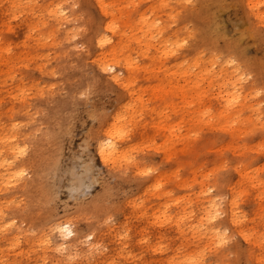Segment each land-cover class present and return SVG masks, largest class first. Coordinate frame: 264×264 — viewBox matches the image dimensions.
Returning a JSON list of instances; mask_svg holds the SVG:
<instances>
[{
	"label": "bare ground",
	"instance_id": "6f19581e",
	"mask_svg": "<svg viewBox=\"0 0 264 264\" xmlns=\"http://www.w3.org/2000/svg\"><path fill=\"white\" fill-rule=\"evenodd\" d=\"M167 1L168 2L159 1L156 3L154 0V5L151 4L149 10L150 13L153 11L155 19L153 18V20H151L152 18L150 19L149 14L145 12L148 11V9H137L138 6L135 4V0H0V88L7 87V90L8 87L11 88L5 92L0 89V108L2 102L5 104V107H2V112H0V137L6 140L8 145L15 143L20 147H26L25 155L18 159H14V153L11 151L10 147L7 145H0V194L2 192L5 195L4 198L0 197V211L3 212V215H0V227H2L3 224L8 223L10 220H15L16 222L15 226L8 229V231L4 233H0V235L4 239L7 238L6 241L8 244L17 236H19L20 240L24 239L27 243L31 244L33 241L37 240H34V235L32 234L33 231L36 228L41 229L48 227L50 232L47 236L51 243L47 251H42L43 253L39 258L41 263L39 261H34L36 262L35 264H69V262L75 258L80 259L81 264H86L84 261L86 260L87 255L92 254L96 256L98 249L94 247V245L101 244L102 236L109 235L112 233V231H114V227L112 226V228L107 227L105 232H99L96 228L98 225L100 226L101 221L98 220L99 218H97L92 222L94 225L92 232L84 235L87 232V228L84 230H75L73 228L75 223L74 220L62 219L58 211L51 209L49 206V204L52 203L50 201L55 198L53 197L52 193V184L54 179L53 176L55 174L54 171L59 165V151L61 148L60 136L66 125L70 104L76 100L77 96L80 95V93H83V91L93 93L94 90L100 86V84H108V82H113L109 74L102 73L99 70V66L92 62L98 55L103 54L108 57L114 55L118 60H120V63L116 65V70L121 72L125 79L131 76L135 80L134 90L136 96L142 97V100L146 101L145 106L150 108L151 111L149 110L144 112L143 108L141 109V101L136 100L135 96L129 95L128 90L117 85L121 90V94L118 97H120V100H122V105H120L121 103L119 104L120 106L116 109L111 121H108V124L100 132L98 136L97 151L101 141L107 140L109 138L106 133L116 122V116L122 111L123 105L135 100L137 104V112L135 115L129 113L126 117V121H131V126L133 123L140 124L143 133H147L149 130H158L168 142V150H171L170 154H174V159L177 160L178 164L183 163L184 160H186L187 155L192 154V152L188 149L189 146L195 147V144L193 145L191 142L192 144H189L186 147L187 139L191 138L187 135L192 132L194 127L189 129L188 123H186L184 126L182 125L186 122L187 118H198V114L193 110V107L199 106L200 108L202 105H204V103L207 102L206 99L208 98V95L206 89L191 91L193 88H199V84L202 82H222V86L225 87L222 92L220 91V96H218L219 105L216 106L214 102V106L216 109L219 107V109L216 111L218 116H216V118L218 119L217 122L219 125L217 126L219 128L217 126L216 127L221 129L224 134L228 135V148H233V140L245 132L244 128H247L245 127V123L251 122L253 125L254 123H259V115L254 110V106L252 107V102L250 104L251 99L255 97L256 91L251 89L252 86H250V84L245 83H250L248 76L251 69L249 65L246 64L243 68L239 61L237 63L234 61L235 59H230L224 55H217V53L222 50L220 47H218L219 44L226 45V42L223 41L224 38L222 39L223 36L221 37V34H219L220 36H213L214 34H210L206 28L202 29V27H200V30L198 29L199 31L196 34L195 40L191 37L193 35L189 31L191 29L190 25H194L198 19L200 20L202 18L204 15L205 2L207 0ZM245 1L246 2L243 3H246L245 15L247 18H253L254 26L264 25V23H261V21L257 18V13L264 12V10H261L260 8L254 11L253 9L249 8L250 3L253 2L260 4L264 2V0ZM72 2H78L82 5L81 8L72 9L68 13L70 16L76 17V19L68 23H64V25L61 26L60 23H58L54 18H48L45 15L44 19L46 22H41L40 13L45 12L47 8L52 7L55 4L63 3L65 9H69L70 3ZM148 2L149 0L146 3L148 4ZM100 3L106 5H115L116 7L114 9L109 8L108 15L104 16L103 11L98 7V4ZM165 4H167L168 7H162V5ZM129 5H131V7H129ZM173 17L175 18L173 19ZM112 21H115L117 25L115 32H112L107 28V24ZM103 24H105V34L108 36L109 40H113V44L111 46L106 44L104 45L105 49H100L99 44L96 46L95 40L100 35V31L103 30ZM33 27L36 28L35 31H32ZM73 28H81L84 29V31L77 33L79 39L76 41H69L66 37L69 31ZM194 30H196V27ZM214 31L216 33V30ZM50 33L52 34V39L47 40L46 38ZM257 39L258 41L260 40L259 37ZM183 40H186V43L182 48L177 49L173 47V45L178 44ZM78 44L83 45L81 50L77 49L76 45ZM201 44H207V46L210 47V50L212 51L210 52L212 54L206 55L200 48ZM8 49L11 51H7ZM154 50H156V55L153 54L152 57L151 54ZM223 51L233 54V52L229 50L224 49ZM37 52H40L39 55L42 57V63L40 65L45 70L44 72L46 75H51L50 73L53 70L57 71V73L61 72L62 74V71L68 74L71 72L72 73L67 77L62 75L64 79L61 82H68V87L66 84H64L57 91H54V93H52V91L48 93V95L40 96L34 94L41 101V109L35 112L39 116V119H32L30 117L33 114H30L29 106L27 105L29 102L26 104L27 96H25L23 99L13 98L17 96L23 87H26L24 85L21 88L24 78L20 82L16 81L15 67L18 65V63H21L22 56L25 55L24 57H27L29 61H31L30 58L35 59L34 56H36ZM172 52H175V54L173 55ZM128 57H131L137 61L139 65L138 71L129 73V70L125 66V60ZM64 58H67V60L68 58L74 60L76 62H73L75 67L73 68L68 66L65 63ZM155 58L159 61V63H161L160 66L158 65L159 67L157 66V69L159 70L156 68L152 69L153 67L151 68L150 66L152 63L150 61H155ZM167 59H170L172 64L174 63L172 68L170 66L166 67L164 60ZM229 61L232 63H229ZM57 62L62 63L59 66ZM53 63L56 65L55 69L52 68ZM21 65L23 66V64ZM234 71H236V76L242 75L245 77V79L240 82L238 88L239 93H237V95L241 97V99L229 106V101L232 99V94L234 92V89L230 84V80L235 79V77L232 76ZM54 76L55 75H52V77ZM32 82L33 80H31V83ZM144 82H158L159 84L160 82H166V86L164 89H162V87L160 91H155L154 89L153 91H148V85L144 86ZM179 82H187V84L186 86H179L177 84ZM150 86L151 85H149V87ZM39 87L37 86L35 90L37 94ZM32 88H34V86ZM2 89L4 90V88ZM42 89H44V87ZM45 89L47 90V87ZM104 94H106V92ZM100 102H103V100ZM108 102L110 101L108 100ZM167 103H169L168 105L171 106L170 110L172 109L175 112L171 110L172 114L168 117H165L163 111L166 109L165 106ZM76 104L78 105V103ZM203 107L207 108L208 105L207 107ZM211 107L212 106H209L208 108L211 109ZM97 108L98 107H96L95 111L98 110ZM100 109L101 111L105 110L102 108ZM88 113L90 114L89 111ZM199 114H201L199 116H202V118L206 116L209 117L208 114H205V112L202 111ZM250 114H253V117L255 118H253ZM143 116H146L149 120H143ZM103 118L102 116L100 117L101 120H103ZM199 118L201 119V117ZM151 120L153 121L150 122ZM126 121H121V123H125ZM205 121L207 122V120ZM208 121V123H210L211 119ZM12 123H18L20 125V127L15 132V140L13 142L10 138V134L12 132ZM194 123H196V121ZM28 125V129L30 130V132L28 131L29 133L25 132V129ZM254 126L256 127V125ZM253 127H250L248 130H251ZM185 129L186 131H183ZM246 133L247 132H245V134ZM191 135H193V133H191ZM129 136L130 135L124 139H114L116 152L112 159L113 163L122 164L117 159V157L123 153L129 152L134 148L131 147L132 145L129 148L128 141L133 137ZM143 138L145 137L143 136ZM164 138L162 139V142H164ZM192 139H194L193 136ZM159 143L161 142H157L156 144ZM258 143V145H260L264 142L260 141ZM134 146L136 147L137 145ZM260 153L264 155V152ZM169 156L170 155H168V157ZM110 161L108 163H110ZM117 164H115V166H117ZM117 168H119V166H117ZM20 169L24 170L25 175L21 177L16 183L13 180L14 173ZM241 173L242 171L239 172V174ZM157 182L160 181L155 179V181L153 183L151 182V184L154 185ZM152 185H150V187ZM174 185H178L180 188H182L180 186V182L177 179L174 180ZM202 189H200L199 193L197 192L198 194H189L188 191L185 194L186 196L181 195V197H176L171 193L172 191L167 190L164 192L162 190V196H156V193L161 190L159 189L154 191L155 195L152 196L154 204L152 203L151 207L149 205V207H144L143 205L141 207L142 211L140 212L144 213L142 218L144 219L145 227L149 231L154 230V232L158 234L163 228L174 229L177 231L178 235H180L179 237L186 241V246H188V249L185 250V253L181 256L180 260H184L186 256L194 254L199 249H201L202 246L205 247L204 245H208L207 247L210 249H215L212 246V242L210 240V237L213 235L211 231L212 228H218L221 231L227 229L229 231V237H232L231 234L234 233L240 234L241 231L248 232L250 234V239L248 241H250L255 235L258 237V235L264 233V224H262L260 229L257 230L256 226L249 228L248 226L243 225L235 226L231 223V214L233 211L231 201L233 195L231 193L229 194L228 192L226 195H224L227 198L225 201H216L218 204H221V216H223V220H221L219 217L214 224H206L205 229L199 230L196 225L200 224V218L205 215L206 209L208 208L210 202L215 199L209 198L211 194L209 196L206 195L208 197L202 195L201 193L204 190ZM166 193H171V196L166 195ZM219 195L220 193L218 196ZM216 196L217 194L213 197ZM161 197H163L165 202L164 200H160ZM199 197L201 199L199 202V208L197 207L196 210H192L190 212H186L184 208L182 210L179 209L178 206L182 203V201H180L179 204L168 203L170 201L180 200L181 198H185L184 200L189 202L191 200H197ZM9 201H13L11 207L8 204ZM261 203L262 209L264 208V202ZM165 205H168V207L165 208ZM4 210L6 214H4ZM162 213H165L167 217L170 218L169 222L162 226L154 224V217L161 215ZM187 213H192L193 215L189 216L188 219L184 220L180 224V228H182V231H180V229L177 227V221L180 217L185 216ZM98 215L99 213L95 216ZM60 226H69L72 235H62L57 230ZM52 235L55 236L54 239H51ZM152 235L153 234L150 232L144 236L148 243L151 239L149 236ZM119 236L121 235H118V237ZM90 239L92 242L89 244L88 240ZM85 241L89 244L87 248H85L84 245L86 244ZM205 241H209V244H204ZM161 243V245L165 246L166 251L167 242L164 236L162 237ZM194 243H198V250H193L192 247H190ZM18 247H20V245ZM58 247L61 248V251H56ZM168 248H171V245H168ZM122 249L124 250V253L127 251L128 246L125 247L124 245H121L115 250V253H110V255L105 258V263L110 264L108 263V260L113 258H119V260L123 259L126 261L125 256H123V258L120 257L123 255L121 252ZM22 252H24V250ZM203 264H207L205 258Z\"/></svg>",
	"mask_w": 264,
	"mask_h": 264
},
{
	"label": "rangeland",
	"instance_id": "374dc122",
	"mask_svg": "<svg viewBox=\"0 0 264 264\" xmlns=\"http://www.w3.org/2000/svg\"><path fill=\"white\" fill-rule=\"evenodd\" d=\"M135 1H136L135 4H137L138 6L137 9L139 10L148 9V11L145 12L149 14L150 19L152 18L151 20H153V18L155 19V16L153 15V11L150 13L149 10L151 4L154 5V0L153 1L149 0L148 4L146 3L148 0H135ZM159 1L168 2L167 0L164 1L155 0L156 3H158ZM243 2L246 1L245 0H213V1L207 0L204 6V15L200 19L201 21L198 19L199 21L197 20V22H195L194 25L191 24L190 25L191 29L189 30L190 33H192L193 36L191 37L194 40L197 32L200 30V27H202V29L206 28L210 32V34L212 35L214 34L213 36H220L219 34H221V37L223 36L222 39L224 38L223 41L226 42V45L219 44L218 47H220V49L222 50L219 51L220 53L218 52L217 55H224L229 57L230 59L233 60L235 59L234 61L237 63L239 61V63L243 68L244 65L248 64L251 69L249 71V76H248L250 83L248 82L245 83L250 84V86H252V88L250 87L252 90L256 92H260L259 96L255 95V97L252 98L250 101V104L252 102V107L254 106L253 107L254 110L259 115L258 116L259 123L258 122L254 123V125H256L257 128L251 122L245 123V127L247 128H244V130L247 133L245 134L244 132L243 134H241L240 136H238L233 140L234 141L233 148L232 147L228 148L227 143L229 141V137L228 135L224 134L221 131V129H218L219 128L217 122L218 119L216 118L217 116L216 111L219 109V107L216 109L214 106V102L216 106L219 105L218 96H220V91L222 92L225 89V87H223L221 84L222 82H204V83L202 82L201 84H199L200 86L199 88L191 89V91H199L206 89L208 98L206 99L207 102L204 103L202 107L200 108L199 106L193 107V110L198 114V118L197 117L196 119L187 118L186 122L182 125L184 126L186 123H188L189 129L194 127V129H192L191 132L193 133V135H191V133L187 135L191 137L190 138L191 140L189 138L187 139L186 147L192 143L193 145L195 144V147L189 146L188 149L192 152V154L187 155L186 160H184L183 163H179V164L177 163V160L174 159V154L173 153L170 154L171 150H168V152L165 153L164 151H156L155 148H143L140 151L134 152L133 155L135 156V160H136L135 165L137 164L136 166L135 165L127 166L126 164L123 163L117 164V163H113L112 160L110 161V163L112 162L111 164L110 163L104 164L100 160L97 151L98 136L102 131V129L108 124V121L109 122L111 121L116 109L120 105H122V100H120V97H118L121 94V90L117 86V84L113 82L111 83L108 82V84H100V86L97 87L93 93L83 91V93H80V95H78L79 97L77 96L76 100H74L70 104L68 109L69 113H68L66 125L64 131L61 133L60 136L61 148L59 151L60 152L59 165L57 169L54 171L55 174L53 176L54 179L52 184V193H53V197L55 198H53L50 201L52 203L49 202L50 203L49 206L51 209L58 211L62 219L74 220L75 223L73 225V228L75 230L77 229L84 230L87 228V232L84 235H87L90 232H92V230L94 229V225L92 224V222L97 218H99L98 220L101 221L100 226L98 225L96 228L99 232L101 231L105 232L107 227L110 228H112V226L114 227V231H112L111 234L102 236L101 239L102 243L99 244L100 247L97 248L98 250L96 256L92 254L87 255V258L84 261V263L86 262V264H106L105 258L108 255H110V253L112 254L115 253V250L119 248L121 245H124L126 247L128 246L127 251H125L123 255L120 256L121 258L125 256L126 261L123 259L119 260V258L116 259L113 258L111 260L109 259L108 263L110 264H169L170 260L173 257H175L176 261L177 259L181 258V256L185 253V250L188 249V246H186L187 245L186 241L183 238L179 237L180 235H178L177 231L168 228L161 229L158 234H156L154 230L149 231L145 227L144 219L142 218V216L139 219H137V216L140 215L141 213L140 211H142V208L134 209L133 206L131 205L133 204V202L140 203V201H143L142 205L144 207H147L148 205L151 207L152 203L154 204L152 196H154L155 193L154 191L152 193V191L150 190L151 188L150 185H152L151 182L153 183L155 179L159 180L160 182L162 180V188L161 190H159V192H157L158 194L156 193V196L158 195L162 196L161 194L162 190L163 192L166 190L172 191L171 193L176 197H181V195L182 196L185 195L186 192L188 191L189 194L190 193L198 194L200 189L203 188L205 190L206 186H212L214 190L213 192L207 194L208 196L211 194L209 198H216L220 193L218 197H223L224 198L223 201H225L227 198L224 195H226L227 192L233 195L234 188L237 191H244L245 195L242 196L240 201L238 202L239 210L245 213L247 216V221L243 226H248L249 228L256 226L257 230H259L261 225L264 224V219L261 218L262 201H260L257 197V193L260 189L259 187L257 188L252 187V184L257 183L256 180L248 179V176H256L257 179H264V171H260V172L255 171L256 169H264V155L260 153V151L255 150L259 144L258 142L260 141L264 142V126H262L264 125V25H258V26L253 25V18H247V16L245 15L246 3ZM146 4L147 6L148 5L149 6L147 7ZM261 10H264V6L261 7ZM192 27L194 29L196 27V30H194ZM214 30H216V33ZM258 37L260 38L261 41L260 40L258 41L257 39ZM207 47H208L207 44L200 45L201 50L206 55L212 54L210 47L208 48ZM224 49L232 51L234 55L227 53L226 51H223ZM207 50L209 51V53ZM234 51L236 52V54ZM39 54L40 52H37L36 56H34L35 59L30 58L31 61H29L27 57H24L25 55L22 56L21 63H18V65H16L15 67L16 81L20 82L24 78L23 79L24 82L21 88L25 85L26 87H23V89L27 90L29 94V96L27 95L26 97V104L29 102L27 105L29 106L30 114H33L32 115L33 117L32 116L30 117L32 119H39V116L35 112L41 109V101L39 100V98L35 96L38 95L35 92L37 86L38 87L40 86L38 89H42L44 87V90H46L45 88L47 87V90L45 91V95H48V93H50L48 92V86L50 84H56L54 90L53 89L51 90V92L53 91L52 93H54V91H57L64 84H66V86L68 87L67 84L68 82L62 83L61 81L64 79L63 78L64 75L67 77L72 73L71 71H69L71 73L68 74L65 72L66 73L65 74L64 71H62L63 72L62 74L61 72L57 73V71H55L56 75L54 77H52V75H46L44 72L45 70L40 65L42 63L41 62L42 57ZM153 54L156 55V50L152 51L151 56ZM64 60L68 66L73 68L75 67L74 63L76 62L74 60L69 58L68 60L67 58H64ZM150 62H152L150 64L151 68L153 67L152 69L154 68L157 69V66L161 65V63H159V61L156 58L155 61H150ZM164 62L166 64V67L170 66L172 68L174 66V63L172 64L170 59L164 60ZM61 63H58V65L60 66ZM21 64H23V66ZM52 68L53 69L56 68L55 63L52 64ZM31 80H33L32 83ZM177 84L179 86H186L187 82L185 83L179 82ZM251 84H253L254 87ZM143 85L144 86L148 85L147 88L148 91L149 90L153 91V89L155 91H160L162 87H163L162 89L165 88L166 82H160V84L158 82H144ZM149 85L151 86L149 87ZM27 86L29 87V89ZM33 86L34 88H32ZM2 88H4V90ZM2 88L0 89L4 92L11 89L10 87H8V90L7 87H2ZM253 88H255L256 90ZM105 92L106 94H104ZM102 100L103 102H100ZM108 100L110 102H108ZM76 103H78V105ZM168 104L169 103H167L166 106L164 105L166 107V109H164L163 111L165 117L170 116L173 111L172 109H171L172 111L170 110L171 106ZM140 105H141V109L143 108L144 112L149 110L151 111L150 108L145 106L146 105L145 100H143V103H141ZM207 105L208 107L212 106L211 109L208 108ZM181 106L183 107L182 104ZM203 106L207 108H204ZM2 107H5V104L3 102L0 108V112H2L1 111ZM96 107H98L97 108L98 110L95 111ZM100 108L105 110L104 111L102 110L103 111L102 112ZM195 109L200 111H196ZM88 111L90 112V114L92 112L91 115L93 116H91L88 113ZM201 111L205 112V114H208L209 117L206 116L207 117L206 118L203 115L204 118H202V116H199L201 115L199 114ZM250 115L252 117L254 116L253 114ZM101 116L102 118L103 117L106 118H103V120H101L100 119ZM199 117H201V119ZM142 118H144L143 120H149L146 116H143ZM208 118L211 119L210 123H208L209 122L208 120H210ZM193 120L194 122L196 121V123H194ZM205 120H207V122ZM152 121L153 120H151L150 122ZM207 123L208 125L206 126ZM250 127H253L256 130H254L253 128H251V130H248L250 129ZM28 128L29 125L26 127L25 132L28 131L30 132ZM131 128H132L131 131L132 133H129L130 135L129 137L132 136L133 137L130 138V140L128 141L129 148L131 145H132L131 147L135 148L134 145L142 146L146 143H150L151 141H154L155 144L157 142H161L159 144H164L166 142V139L164 138V136L161 135V133H159L158 130H153V131L149 130L147 133H143L141 130L142 127H140V124L138 123H133ZM183 131H186V129ZM143 136L145 138H143ZM192 136L194 139H192ZM163 138H164V142H162ZM84 149H86L87 151ZM167 154L171 156V159H168ZM224 162H227L228 165L226 169H223L218 174H215L211 178L205 180L204 177L210 170L217 168L219 165L223 164ZM115 164H117L119 168H117ZM237 164L238 166H240V171H242L241 174H239L240 171L237 172L235 170ZM125 165L127 166V169ZM137 166L139 168H153L154 171L149 176L142 177L136 174L137 172L136 168H138ZM245 173L247 175H244ZM174 178H176L180 182V186L182 188H180L178 185L176 186L174 185V180H176ZM216 194L217 196L213 197ZM4 196L5 195L1 192L0 197L4 198ZM208 196L205 195V197ZM184 199L185 198H181L179 200L182 201V203L178 206L179 209L182 210L184 208L186 212H190L192 210H196L197 207L199 208V202L201 201L200 197L197 198V200H191L189 202H186V200ZM160 200L163 201L164 200L163 197H161ZM168 203L172 204L173 201H170ZM83 213H85L86 216ZM98 213L99 215L95 216ZM4 214H6L5 210H4ZM108 216H111L112 219L108 223H105L104 221L108 219ZM222 218L223 216L220 217L221 220H223ZM49 232L50 231L48 227L41 229L36 228L32 233L34 235V240L37 239L36 241H33L31 244H29L24 239H21L19 244L20 247H17L16 249H12L11 251L9 250V244L6 241L7 238L4 239L0 235V250H3V253L0 254V260H3L5 264H35L37 261L41 263L39 258L42 255L43 250L39 248L38 241L44 236H47ZM150 232L153 235L149 236L151 239L149 240L148 243L147 239H145L144 236H146ZM118 235L121 236L118 237ZM162 235L164 236L167 242V250L163 252H154L153 248H155L157 245L162 244L161 243L163 237ZM231 235L232 237H230L231 239L229 240L228 244L224 245L223 247L215 248V249L208 248L209 250L207 251V254L205 256V260L207 264H264V246H261L257 242L256 235L252 237L250 241L247 242L243 240V238L240 236L239 233H234ZM54 237L55 236L52 235L51 239H54ZM140 241H146V242L141 243ZM91 242H92L91 239L88 240L89 244ZM208 242L209 241H205L204 244L206 243L209 244ZM85 243H86L84 244L85 248H87L89 244L86 241ZM197 244L198 243H194L190 247H192L193 250H198ZM168 245H171V248H168ZM204 246H208V245H204ZM202 248L205 247L202 246ZM23 250L24 252H22ZM76 260L78 263L76 262ZM74 263L81 264V261L80 259L75 258L74 260H71L69 262V264H74Z\"/></svg>",
	"mask_w": 264,
	"mask_h": 264
},
{
	"label": "snow or ice",
	"instance_id": "6c2138e0",
	"mask_svg": "<svg viewBox=\"0 0 264 264\" xmlns=\"http://www.w3.org/2000/svg\"><path fill=\"white\" fill-rule=\"evenodd\" d=\"M262 6H264V2H262L260 4L252 2L249 4V8L253 9L254 11L257 9H260ZM81 7H82V5L78 2L70 3L69 9H65L63 3L55 4L54 6L47 8L45 12L40 13L41 22H46L44 19L45 15H46L48 18H54L58 23H60L61 26H63L64 23H68V22L76 19V17L70 16L68 14L69 11H71L72 9H78ZM98 7L100 10L103 11L104 16H107L108 15V9L109 8L114 9L116 6L115 5H106V4L100 3V4H98ZM129 7H131V5H129ZM162 7L166 8V7H168V5L165 4V5H162ZM174 18L175 17H173V19ZM257 18L261 21V23H264V12H258ZM107 28L110 29L112 32H115L116 28H117L115 21L108 23ZM9 30H11V29H9ZM35 30H36V28L33 27L32 31H35ZM82 31H84V29L73 28L69 31L66 38L69 41H76L77 39H79V36L77 35V33H81ZM46 39L51 40L52 34L50 33ZM185 43H186V40H183V41H180L178 44L173 45V47L179 49V48H182L185 45ZM95 44H96V46H97V44H99L100 49H105L104 45H106V44L109 46H111L113 44V40H109L108 36L105 34V24H103V30L100 31V35L95 40ZM76 47H77V49H82L83 45H76ZM7 51L10 52L11 50L8 49ZM172 54L174 55L175 52H172ZM92 62L99 66V70L102 73L109 74L110 78L112 79V81L115 84H117L119 87H122V88L128 90L129 95L135 96L136 100H140L141 103H143L142 97L136 96V93L134 90L135 80L131 76H129L127 79H125L123 77V74L116 70V65L120 63V60H118L114 55H112L111 57H108L106 55L101 54V55H98ZM229 63H232V62L229 61ZM125 66L129 70V73H133V72L139 70V65H138L137 61L131 57H128L125 60ZM50 74L56 75L54 70ZM232 76L235 77V79H231L230 84L233 87L234 92L232 94V99L229 101V106H231L234 102H237L241 99V97H239L237 95V93H239L238 88H239L240 82H242L245 79V77L242 75L236 76V71L233 72ZM55 87H56L55 84L49 85L48 86V92H51V90L54 89ZM27 95H28V92L24 89H21L20 92L17 94V96L13 97V98L14 99H17V98L23 99ZM38 95H40V96L45 95V90L39 89ZM255 95L259 96L260 92H256ZM136 112H137V104L134 100L128 104L123 105L122 111L117 114L116 122L112 125V127L106 133L109 138L107 140L101 141L99 149H98V157L100 158V160L103 163H108L110 160L113 159V157L115 155L116 145L114 143V139H124L132 131V128H131L132 122L126 121V117L129 113H132L133 115H135ZM121 121H126V122L121 123ZM262 126H264V125H262ZM19 127H20V125L18 123H12V125H11L12 132L10 134V138H11L12 142L15 140V132ZM0 145H7L8 147H10L11 151L14 153V159H18V158L25 155L26 147H20L15 143L8 145L7 141L4 140L2 137H0ZM143 148H155L156 151H164L165 153H167L168 152V142L166 141L164 144H155L154 142L146 143L142 146H137V147L131 149L127 153H123V154L119 155L117 157V159L123 164L134 165L136 163V160H135V156L133 155V153L136 151H140ZM255 150L260 151V152H264V143L258 145ZM168 158L171 159V156H169ZM227 167H228L227 162H224L223 164L219 165L217 168L210 170L205 175V177H204L205 180L211 178L215 174H218L219 172H221L223 169H226ZM235 170L237 172H239L240 166H237V168ZM153 171H154L153 168H138L136 174L139 176H142V177H146V176H149ZM255 171L260 172V171H264V169H256ZM24 175H25L24 170L20 169L14 173L13 180L17 183L20 180V178L23 177ZM244 175H247V174L245 173ZM248 179L257 181V183L252 184V187L253 188L259 187L260 190L257 193V197L260 201L264 202V179H257L256 176H248ZM10 186H14V185H10ZM161 188H162V183L157 182L151 186L150 190L156 191V190H159ZM213 190L214 189L212 186H207L206 189L204 191H202L201 194L207 195L208 193L213 192ZM166 195L171 196V193H166ZM244 195H245L244 191H237L235 188L233 189V197H232V201H231L232 206H233V211L231 214V223L235 226L244 225L245 222L247 221L246 214L241 212L238 208V202L240 201L241 197ZM223 199H224L223 197H216L215 199H213L210 202L208 208L206 209L205 215H203L200 218V224L196 225V227L199 230L205 229L206 224H209V225L214 224L217 221V219L219 217H221V215H222L221 204H218L216 201L217 200L222 201ZM179 202H180L179 200L173 201V203H176V204H179ZM8 204L11 207L13 204V201H9ZM142 204H143V201H140V203L133 202L132 206L134 209H139L142 207ZM167 207H168V205H165V208H167ZM261 213H262L261 218L264 219V208L261 209ZM0 215H3L2 211H0ZM143 215H144V213L141 212L140 215L137 216V219H139ZM192 215H193L192 213H187L185 216H182L179 218V220L177 221V227L180 229V231H182V228H180V224L184 220L188 219L189 216H192ZM111 219H112V217L109 216L108 220H106L105 223H108ZM169 219L170 218H168L165 213H162L161 215H157L154 217L153 223L156 225L162 226V225L168 223ZM15 223H16L15 220H10L8 223L3 224V226L0 227V233H4V232L8 231V229L15 226ZM57 230L64 236H65V234H67V236L72 235V233L69 229V226H60ZM211 231H212L213 235H212V237H210V240H211L212 246L214 248H220V247L228 244L229 240L231 239L229 237L227 229L221 231L218 228H212ZM240 236L246 242L250 239V234L248 232H245V231H241ZM89 238H91V237H89ZM256 239H257V242L261 246H264V233H261L259 235V237H257ZM140 242L145 243L146 241H140ZM50 243H51L50 239L47 236H45V237L39 239L38 246L40 249L47 251ZM19 244H20V238H19V236H17L9 243V250L11 251L12 249H16L19 246ZM94 247L99 248V245H94ZM208 250H209L208 247L205 246V248L199 249L194 254L186 256L184 258V260H182L180 262V264H203L204 258L206 256ZM56 251H61V248L58 247L56 249ZM123 251L124 250L122 249L121 252L123 253ZM153 251L154 252H163V251H165V246L164 245H157L155 248H153ZM17 254H19V253H17ZM129 255H130V253H129ZM169 264H176L175 257H173L170 260Z\"/></svg>",
	"mask_w": 264,
	"mask_h": 264
},
{
	"label": "clouds",
	"instance_id": "9594fccd",
	"mask_svg": "<svg viewBox=\"0 0 264 264\" xmlns=\"http://www.w3.org/2000/svg\"><path fill=\"white\" fill-rule=\"evenodd\" d=\"M2 253H3V250H0V254H2ZM181 261L182 260L177 259L176 264H180ZM0 264H5V262L3 260H0Z\"/></svg>",
	"mask_w": 264,
	"mask_h": 264
}]
</instances>
